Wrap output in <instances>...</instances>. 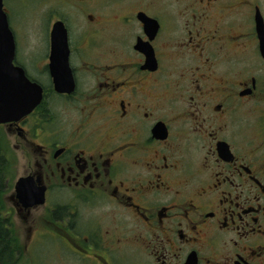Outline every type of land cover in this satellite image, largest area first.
<instances>
[{
  "label": "flooded vegetation",
  "instance_id": "obj_1",
  "mask_svg": "<svg viewBox=\"0 0 264 264\" xmlns=\"http://www.w3.org/2000/svg\"><path fill=\"white\" fill-rule=\"evenodd\" d=\"M16 1L43 97L0 124V264L20 229L33 264L48 237L59 264H264V0H24L22 49Z\"/></svg>",
  "mask_w": 264,
  "mask_h": 264
},
{
  "label": "water",
  "instance_id": "obj_2",
  "mask_svg": "<svg viewBox=\"0 0 264 264\" xmlns=\"http://www.w3.org/2000/svg\"><path fill=\"white\" fill-rule=\"evenodd\" d=\"M257 20L258 37L261 43L260 50L264 58V25L260 15H258ZM53 43L54 45L60 43L56 31L54 32ZM15 49V37L4 9V0H0V124L19 120L21 117L30 114L39 105L43 97L41 86L32 83L22 67L14 65ZM56 52H54L53 59L57 57ZM16 189L18 197L27 207L45 201L44 190L38 188L30 178L19 179Z\"/></svg>",
  "mask_w": 264,
  "mask_h": 264
},
{
  "label": "rangeland",
  "instance_id": "obj_3",
  "mask_svg": "<svg viewBox=\"0 0 264 264\" xmlns=\"http://www.w3.org/2000/svg\"><path fill=\"white\" fill-rule=\"evenodd\" d=\"M24 3V0L16 1L15 3V7H14V14L11 17V21H12V27L16 33V36L18 37V44L20 49H22V47H24L28 42L29 44H38L40 42V37H39V32L36 30L35 26L32 24L31 28L30 27H26V34H24V30L22 29L21 23L19 21V17L17 15V10L20 16H23V11H25L26 9L24 8V6L22 5ZM31 3V2H30ZM30 3H27L25 6L28 9L30 7ZM264 3V2H263ZM17 5H18V9H17ZM23 6V7H20ZM20 11V12H19ZM13 21H14V26H13ZM43 37H45V32H43ZM252 54L254 52H251ZM259 62V61H258ZM256 60L253 61V65H251V68L253 69L254 73L260 75L262 74V76H264V66L259 63ZM241 65L244 67L245 63L244 61L241 62ZM11 159L14 160V172L19 175L22 171V159H21V155L17 154L14 150H12V152H10ZM36 215L38 216V213H36ZM22 221V219H21ZM23 223V221H22ZM45 232L47 233V236H50L51 232L48 230H45ZM45 233V234H46ZM26 234L27 231L24 229H20V235L22 237L21 242H13L12 245L13 247L15 246L13 252H10L11 254H9V258L13 257L14 259V263L16 264H33V257L30 256V251H31V247L29 244L30 241H27L26 239ZM53 234V233H52ZM54 237H48V239H46V241L44 242L45 244H43L40 247L41 255L39 256V261L41 264L50 262L51 264H59L58 263V247H56L57 245L55 244V242H59L57 239H53ZM29 249V250H28ZM130 250H133L132 248H130L129 246H126L124 249L125 253H129ZM123 254V253H122ZM130 254V253H129ZM124 255V254H123ZM38 257V256H37ZM128 258H130V260L132 261L134 258L131 255H127ZM70 260V259H66L64 261H62L61 263L64 264L65 261ZM3 262H7V259H3ZM65 264H68L65 262Z\"/></svg>",
  "mask_w": 264,
  "mask_h": 264
},
{
  "label": "trees",
  "instance_id": "obj_4",
  "mask_svg": "<svg viewBox=\"0 0 264 264\" xmlns=\"http://www.w3.org/2000/svg\"><path fill=\"white\" fill-rule=\"evenodd\" d=\"M0 171H1V168H0ZM3 180H4L3 172H0V185H2ZM5 239H6L5 237H2V238L0 237V259L1 257H6L5 253L7 251L9 242L5 241Z\"/></svg>",
  "mask_w": 264,
  "mask_h": 264
}]
</instances>
